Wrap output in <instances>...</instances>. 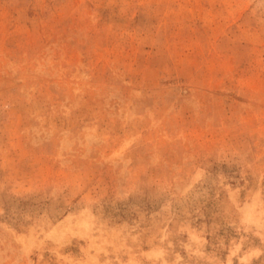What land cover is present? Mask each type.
Here are the masks:
<instances>
[{
	"label": "rangeland",
	"instance_id": "obj_1",
	"mask_svg": "<svg viewBox=\"0 0 264 264\" xmlns=\"http://www.w3.org/2000/svg\"><path fill=\"white\" fill-rule=\"evenodd\" d=\"M0 264H264V0H0Z\"/></svg>",
	"mask_w": 264,
	"mask_h": 264
}]
</instances>
